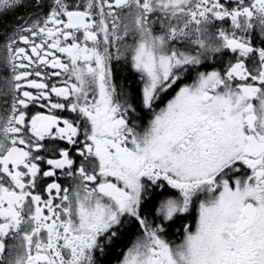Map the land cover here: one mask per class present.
I'll return each instance as SVG.
<instances>
[{"label":"snow or ice","instance_id":"6c2138e0","mask_svg":"<svg viewBox=\"0 0 264 264\" xmlns=\"http://www.w3.org/2000/svg\"><path fill=\"white\" fill-rule=\"evenodd\" d=\"M0 264H264V0H0Z\"/></svg>","mask_w":264,"mask_h":264}]
</instances>
